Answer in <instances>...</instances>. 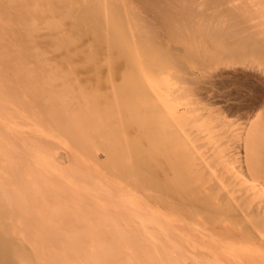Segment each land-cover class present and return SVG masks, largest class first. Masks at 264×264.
<instances>
[{
	"label": "bare ground",
	"instance_id": "obj_1",
	"mask_svg": "<svg viewBox=\"0 0 264 264\" xmlns=\"http://www.w3.org/2000/svg\"><path fill=\"white\" fill-rule=\"evenodd\" d=\"M251 1L252 0H26L24 2V0H0V108L4 107L5 110H7L6 108H9L11 110V112L9 111L11 115L13 112H15V115L17 114V116H19V119H22L25 124H28V126L29 125L31 126L30 129L33 128V130L35 131L37 130L39 132L40 130L47 131L46 128H51V129L53 128V130L56 131L57 133L63 134L67 137L68 135L69 136L74 135L72 137L76 138L75 143L79 141L78 142L79 144L81 142L83 143L84 141L86 143V141L88 139L90 140L91 138L99 140L102 137L104 138L114 137L113 142L115 138H119V142L124 144V147L127 146L125 145L126 143L127 144L131 143L134 145V146L132 145L131 146L133 149L135 148V150H136V147L139 148V146H141L142 148L143 145H149L152 143L154 144L157 143L158 145V142H161L162 139H165L162 137H166V133L164 132L165 131L164 124L166 123L167 127L169 125L174 127L173 126L174 123L172 124V120H174L175 122L176 120H178V119L175 120L176 116L179 115V114L177 115V112H178L177 105L180 106L181 104L177 103V101H174L173 99H170L169 96L163 97V98L159 97L160 99H162L163 103L160 102V100L156 97L154 91L151 89L152 84H153L152 82H154L157 78H159L157 74L159 75L160 72L162 73L164 71L162 67L174 65L175 66L174 69L176 70L174 71L176 73H170V75L171 74L173 76L176 75L177 80L180 81V83L189 84L190 86L192 85L193 88L195 87L199 94L195 93L194 95H200V94L201 96L204 95L201 98L206 97L207 95L209 96L208 94L209 91L212 93L213 90L211 86L207 88L208 83L210 85L211 84L218 85V82L220 80L218 81L215 79L216 81L215 80L213 81V78H212V81H211L210 80L211 78L209 79L208 77L215 76L217 78L221 77L222 79L223 78L225 79L226 78L225 76H229V75L233 76V73L227 71V68L229 69L231 65L227 66L226 68L222 67V69L219 70L220 72L218 73L216 72L218 69H216V71H214L216 72L215 75L214 74L211 75L209 73L210 75L209 76L207 75L208 77L203 79L202 76L206 77V74L209 71L207 72L205 71L206 69H204L203 71L206 72L205 75H202L203 71L201 72L202 74L194 73L192 71H188V69H185L186 68L185 64H184L185 66L182 67L183 66L182 64L183 62H185V60L187 61L191 60L195 62L198 61L199 64H202V63L207 64V62H209L207 65H210L215 60H219V62H221V60L237 57L238 55H240V53L242 54V52L244 51L247 52V49L250 48L249 46H250L251 38L254 37V35L253 36L251 35L252 33L250 31V24H249V19H248L249 14L247 18H246V14L250 11H254L253 9L259 6L258 4H255L257 0L256 1L253 0L255 1L254 4H251ZM258 2L262 4V2L264 1L262 0ZM262 10L264 9L261 8V10L258 11V8H256L253 13L255 14L257 12H262ZM256 15H258V13ZM263 20L264 19H262L259 22L264 23ZM35 26L38 27L37 29L38 31L40 29L42 30L41 31L42 33L41 34L39 33L40 35L38 34L40 36L38 40L40 39L41 42L44 41V43L46 42L48 44H51V43L56 44L54 45L55 48H53L54 51L52 52L51 58L43 60V58L40 57L42 58V61L40 59V62L38 61V59L32 60V57H30V59L29 57L28 59H26L23 56V48H22L23 47L22 44H24L23 38L24 37L28 38L29 36L34 37V34L33 35L31 34L34 33L35 30L33 27ZM24 28H25L26 33L30 32L31 34L27 35L26 33H24L26 34V36H23L24 35L23 32H25ZM30 28L31 29L33 28V32H31ZM33 37H31L32 40H36ZM32 40H28L27 42L30 41L29 43H31ZM254 40L259 41L256 39ZM24 41L26 42V40ZM38 44L40 43L38 42ZM46 46L47 45H45V47ZM34 57H36V55H34ZM210 61L212 62L210 63ZM203 64L201 65L202 67L204 66ZM194 67H197V65L193 66V68ZM160 69L163 71H161ZM233 69L235 70V68ZM169 70H170V67L168 71L166 72H170ZM236 71H237V68H236ZM238 71H241V70L238 68ZM238 75L241 76V74H238ZM153 77H155V79H153ZM176 77L174 76V79ZM158 80L160 81L162 79L160 78ZM177 80L175 82H177ZM225 81L226 80L221 81V83L219 82L220 86L215 85L213 89L215 87H221V85L223 86L222 88H224L223 84ZM252 81L254 82V80ZM160 82H163L164 84V80ZM158 86L159 85H157V87ZM183 88H186V87H183ZM187 89L189 88L187 87ZM196 90H194L192 93H194ZM155 91L157 90L155 89ZM188 91H190V89ZM159 93L161 92H158V94ZM212 94L214 95V92ZM249 98H250V103H249V108H248L249 110L247 109L248 110L247 112L248 114H252L253 116V113L254 115L257 114V112L260 111V109L264 107V94L256 95L255 97H249ZM175 102L177 105H175ZM182 105L185 106L184 104ZM233 107H239V105L237 104V106H233ZM186 111L188 112V110ZM261 112L263 113L257 114L255 121H253L251 124L252 126L255 127L254 132H253V137L255 136V140L258 139L257 141L259 140L264 141V111H261ZM185 113L186 112H183V114H180V118L183 115H185ZM244 115H246V113H244ZM247 117L249 116L247 115ZM175 124L176 126H178V130L176 126H175V129L179 131L181 128L180 126L181 124L179 125L177 122ZM246 127L248 129V126ZM251 129L253 130V127H251ZM49 130L50 129H48V131ZM177 131H176V134H177ZM41 133H43V131ZM178 135H184V134L181 132ZM56 136L53 138H56ZM11 138L12 137L8 139H10V141H13L14 137L12 138L13 140ZM68 138L70 140L71 137H68ZM181 138L184 139V137H181ZM175 139L177 141V138ZM107 140H110V139H107ZM15 141L13 143H15ZM70 141H74V140H70ZM116 141H118V139ZM251 141H252V138H251ZM36 142L35 143L37 146L41 145L40 147L43 148L44 143L39 144L40 142L38 141ZM93 143L94 142H92V144ZM96 143L97 142H95V144ZM177 143H175V145ZM261 143L264 144V142H261ZM0 144L6 150H12V151H15L16 153L20 152V154H18L16 157H14L15 155H13L12 152H10L7 155V162H10L12 164L11 169L13 168L14 164L16 165V162L19 163L20 173H19V181L17 183L19 188H17V190L15 191L13 190L12 193L10 190L6 203L0 201V264H76L75 263L76 261L74 259V250L78 249V244L73 245L71 241V237L69 234L70 232H68V230L71 228L70 226H67L64 228L63 231L58 230L59 224H55V222L58 223L59 221H55V219L53 218V215L59 212L60 210H64L66 215H70L72 214L71 212V210H73L72 208L75 207L79 209V208L87 207V209H89L88 206L90 204L96 207L97 209L99 205L101 206L99 211L96 212L99 215H101L103 211L105 210L107 211L108 209H109L108 212L110 213L112 210L111 214L114 213V215H116L117 212L119 213L122 211L123 212L129 211L131 215L130 214L127 215V223H124L123 221V223L125 224L124 225L125 227L120 228L118 225L113 224L111 226V229H114V231L111 234H114L115 236L127 235V232L132 234V231L131 232L129 231L132 229V228L131 229L129 228L130 225H132L131 223H133L135 226V223L139 222V221L136 222L137 218H135L134 216L135 215L134 213H138V211L140 210V207H138V202H137L138 200L136 198L137 196L130 194V198H131L130 200L132 202L131 201L129 202H131L132 204L129 210L127 209V207H125L124 203L123 204L121 203L122 206L120 204V206L118 207V208H121L119 209V211L118 209L117 211L115 209H110V206L108 207L107 205H110L112 200L111 199L108 200V199L112 198L113 196L109 195L110 192L108 190L110 189L108 188V190H106L107 188L105 187H110L111 182L109 183V180H108L107 182V184L109 183L108 186H106L105 184L104 185L102 184V186H100L101 184H99V181L101 180L105 181V179H103L104 176L102 177L99 175L100 178L102 177V179L98 178L97 179L98 181L95 179V182L97 181L96 184H94V181H93L92 184L94 185H92L91 181L89 180L88 182L87 181L86 182L90 184L85 185L86 179H83L84 180L83 182L81 176L82 175L85 176V173H90V172H87L85 169L86 167L84 165L85 162L80 163L81 161L80 162L76 161L78 158H75L76 160L72 158L74 159L73 161L76 162L77 164L80 163L79 166H77V164L71 163L72 166L76 165L75 172L77 173V176H80V178L76 177L75 176L76 174L74 175L75 177H72V175H70L72 173L70 174L68 173V175L65 174V176L62 177L63 180L61 181L62 182L61 184V182L58 181V180H61V178L57 174H54L55 171L54 172L51 171V172L53 173L54 177L56 176V177H59L60 179L57 180V178H53L52 176H49V174L47 175L48 173L47 171L49 168L47 167L48 166L47 163H45L46 160L44 161V158L46 156L43 158L40 155L41 154L40 152H39L40 153L39 155L38 154L36 155V154H32L30 152L31 150H27L34 156H31L30 154L31 157L30 158L28 157L27 160H25L24 159L25 157L23 156L24 154L22 155V152L20 151V150L24 151L23 149H25V147L23 148L19 147L20 150H18L17 149L18 146H13L15 144L12 145V142H8L7 139H5L1 134H0ZM92 144L89 145V147L94 146V144L93 145ZM165 144L166 142L164 144H161L160 147H162V145L165 146ZM172 144L174 145V143ZM178 144L180 145V143ZM20 145L21 147L23 146L22 144ZM36 145L35 144L29 145V146H32L30 149H32ZM113 145L115 146V144L112 143V145H110L108 148H111L112 146V149H113ZM37 146L35 147L36 149L39 147ZM83 147L86 148V146H83ZM149 147L150 146H148V149ZM168 147H170V145H168ZM179 147L180 149L176 150L177 153L178 151L180 152L181 150V146ZM261 147H263V145ZM141 148L138 150L140 151ZM219 148H218V151H216V153L221 150V152H223L224 155H222V153L219 152L217 154L218 155L221 154V155H219L218 157V155H216L215 153L213 156L214 157L213 159L217 160L218 158L220 164L227 163L226 167H230V164H233L232 162L236 158V157L234 158V156L239 155V153L236 152V154L233 155L232 153L228 152L230 150L223 151L225 149L219 150ZM16 149L19 152H17ZM87 149L89 151L92 150V149H89L88 147ZM114 149H113V153L110 150H109L110 151L109 153H112V155L115 154ZM121 149H124L122 148V145H121ZM133 149H131L132 152L133 151L135 152V150ZM142 149L145 151L144 147ZM158 149L161 150L160 148ZM41 150L42 151L46 150L45 152L48 154L46 148L41 149ZM116 150L119 151V153L121 151L119 150V148L118 149L116 148ZM155 150L157 149H154V151ZM190 150L187 149L188 152H190ZM262 150L264 152V149L262 148H260V151L258 150V155L260 156L261 154V157L264 154L263 152L261 153ZM27 151H24L25 154ZM95 151H97L96 146H95L94 153H92L93 151L92 152L90 151L91 154H93L92 157L94 156ZM144 151H140V152H143L142 154L146 155L148 151H145V152ZM151 151L149 155L151 154ZM157 151H155L156 155L158 153ZM160 154L157 156L161 157L162 155ZM248 154H250V152L246 154L247 157L249 156ZM19 155H22L23 157ZM149 155H146V156H149ZM156 155L154 156L156 157ZM167 155H165V157ZM187 155H189V153ZM191 155H193V153H191L189 156ZM195 155L196 154H194V157H192V160L197 159L196 161L198 160L201 161L202 158L200 157V155L198 157H200L201 159L196 158ZM246 155L244 154V156ZM28 156H29V153H28ZM131 156L128 157L130 160H132ZM144 156H142L143 162L146 161L144 159ZM149 157H147L146 159L151 160L153 156L151 157L150 155ZM209 157H206V159L207 158L209 159ZM14 158H17L18 160L14 161ZM136 158L138 159L139 156ZM163 158L161 157L158 159L157 158L156 159L152 158V159H155L159 162L160 159L163 160ZM243 158H239V159L242 160ZM251 158L252 157L250 156L248 158L250 160L248 161H247V158H244V162L242 160L241 163H245V164L243 165L240 163L241 165L240 164H238L239 166L237 165L238 167H240L239 171L232 170V171H235L233 173L235 174L236 179L234 177V174H233V177H231V178H234V180L224 179L225 182H228V183H225V186L223 185L224 181L221 183L218 181L220 185L223 183L222 186L218 187L217 185L214 187H209L208 189L209 191H211L210 193H208L207 191H204V192L199 191L201 187L200 185H199L200 187L194 186L195 184H198L201 181L200 179V181L197 182L199 178L196 179L195 177H194L195 184H193L192 182L193 184L192 186L187 184L185 186L178 185L177 187H172L171 186L172 184L171 185L169 184L170 186L161 187V185H163L162 184L163 181H160V180H158V182H160L161 184L159 185V187L156 186V188L155 187L153 188V184H150L147 186L145 185L148 188L154 189L155 191L152 190L154 191V193L151 192V189H148L143 186L142 187H143L144 194L142 192L139 193L140 191L139 186L135 187L139 195L142 193L143 196L145 195L148 201L147 203L146 201L145 202L143 201L144 204L143 202L142 204H140L142 201L141 200L139 204L143 206L148 205V207L150 206L152 208L153 206H151L150 204L151 202H152V205H154V202L161 203L163 206L165 205L164 207H167L170 209L169 213L171 212L172 218L174 216L176 217V220H177V216L182 217V220L183 218H187L188 213L186 210L188 209H192L193 212L190 210H188V212L190 211L193 214H195L194 216H196V218H197L196 214L199 213V211L204 212V214H207L208 217L211 218L210 223L213 224V225L209 224L210 226L213 227V229L209 228L208 231L207 229L204 230V231H207L208 234L210 235L212 234L216 236L219 234V232L220 233L221 231L223 232L222 229H224L225 226H222L223 228H220V227H221V224L224 223L225 219L236 223L235 225L236 227H241L240 229L247 231L250 235L256 234L258 233V231L264 233V172L260 171L258 168H257L258 170L254 168L257 171L262 172L263 174L261 173L260 175V173L257 172L259 175L258 177H256V180H254L255 178L252 179L255 175L251 174L252 177H249L251 175L248 173L250 172V170H252L251 169L252 167L250 164L252 160ZM106 159H108V157H106ZM116 159L112 158V160H115L114 162L117 161ZM119 159L118 161H120ZM185 159L188 160L187 157ZM130 160H128V162ZM169 160L171 159L169 158ZM169 160L167 159V161ZM187 160H185V162H186V165L188 166V164L190 163L187 164ZM202 160H205V159L203 158ZM258 160L256 159L255 161L254 159L255 163H257ZM262 160L263 159H260V161ZM70 161L72 160L70 159ZM151 161H150L151 163L150 165L152 166L153 163ZM206 161L207 160H205V162ZM209 161L211 160L209 159L206 163L208 164ZM50 162L53 164L52 161ZM145 163L146 162H144V164ZM163 163L167 164L166 159ZM198 163H196V165H198ZM214 163L215 161L213 162V164ZM262 163L264 162L262 161L261 163H257V165L255 164L253 165L254 167H257L258 165H261ZM71 164L69 166H71ZM81 164H83L84 166H81ZM160 164L161 163L159 162V165ZM192 164L195 165L193 161L191 162V165ZM200 164L203 165L204 162L203 163L200 162ZM117 165H120V164H117ZM141 165L143 166V163ZM146 165H148V162ZM217 165H219V163ZM45 166L48 169L46 171L47 173L44 174L43 168H45ZM80 166L83 167L85 170H83V168H81ZM151 166L150 168L148 167L149 170L151 169ZM154 166H156V164ZM237 166L234 165L233 169H235V167L237 168ZM144 167H142L140 172L141 171L143 172V170L148 171L147 170L148 168L143 169ZM162 167L166 168L169 166L166 165V167L165 166H162ZM112 168L114 167L112 166ZM140 168L138 167V169ZM170 168H172V165ZM197 168L198 166L194 168V171L195 169L197 171ZM262 168H263V164H262ZM50 169H49V172H50ZM156 169L157 168H155V170ZM169 169L166 168V170L168 171ZM178 169L179 167L177 168V170ZM127 170H129L128 167L126 168L125 172L121 171L122 173L121 176L123 178H125L124 176H129L128 177V179L130 180L129 183H131L132 181L133 182L138 181V179L135 178L136 174H135V177L133 176L131 178L129 175L131 174V172ZM153 170H150V171H153ZM155 170L154 172H152L154 178H156L154 175L156 173ZM207 170L208 169H206V172L208 173ZM226 170H230V169L227 168ZM59 171L61 172V169ZM64 171L65 170H63L61 174H63ZM150 171H148L147 173L149 174ZM173 171H174V168H173ZM95 172L97 173L99 171H95ZM159 172L161 171L159 170ZM203 172L204 170H202V172L199 171L201 176ZM110 173L112 174V172ZM170 173L171 172L167 174L171 175ZM195 173H198V172H195ZM12 174L13 173H11V175ZM144 174H146V172ZM151 174L150 176H152ZM89 175L91 176L92 174H89ZM137 175H138V172H137ZM179 175L177 174V176ZM204 175L206 176L207 174H204ZM48 176L49 178H47ZM68 176L70 178H68ZM156 176L158 177V175ZM163 176L162 177L165 179V174H163ZM209 176H211V174H209ZM65 177L67 181L64 179ZM139 177H142V176L140 175ZM83 178H86V177H83ZM159 178H156V179H159ZM190 178L192 180V177ZM208 178L209 177L207 175V180L205 181H208ZM182 179L184 180L183 177ZM91 180H94V179L92 178ZM250 180H252L253 182L247 183ZM188 181L190 182V180ZM205 181L204 183H206ZM148 182H149V179H148ZM101 183H104V182H101ZM112 183L115 184V182H112ZM178 183H180L181 185V183L184 184V181L177 182L176 184ZM208 183H211V180ZM133 184L132 186H135L136 182H134ZM149 186H152V187H149ZM204 186H206V184H204ZM203 187H201V189ZM120 188H124V187H120ZM144 189L150 190V193L148 192L146 193ZM202 190H205V188H203ZM89 191H91V194L93 195L96 193L99 194V196L97 197L103 202L101 201L96 202V200H94V202L92 203H95V204H92L91 202L88 203L86 197L89 198L87 195ZM238 191H242L245 194L239 195V196L233 195V193L236 194V192ZM1 193L2 192H0V194ZM67 193H68V196L66 197L68 199L66 198L65 200L64 197L62 198V195H65V194L67 195ZM121 195L123 196L124 194H121ZM126 195L127 194H125V196H123L122 198L124 201L128 199ZM60 198H62V200L65 203H67L68 206L63 207L65 206V203ZM122 199L120 198V201ZM213 199L214 200L217 199L216 201L217 202L219 201V202L216 203V201H214ZM105 200H108V202H106ZM104 201L107 204L106 205L108 207L107 209L105 208L106 206L104 205L105 203ZM100 203L103 204L104 206H102ZM118 205L119 203L116 204V207ZM144 207H142V210ZM148 207H147V210L150 211L151 208L149 207L150 208L149 209ZM86 210H83V211H86ZM161 210L162 209H160V211ZM164 211H167V210H164ZM190 212H189V215H191L190 216V219H191L192 214H190ZM144 213L145 212L142 213L143 217H144ZM153 213L154 214L152 215L156 217L155 213L157 212L153 211ZM158 215L160 217L163 216L162 213L161 215L160 214ZM198 215H200V213ZM249 215L253 218H256L257 220L254 222L256 227L254 226L255 228L253 229L250 226L251 224H249L250 222L249 223L247 222L248 224L246 223V216H249ZM204 216H200V217H204ZM101 217L102 215L99 218ZM152 217L150 216V218L148 217L147 218L153 219L154 217L153 218ZM163 217L165 219V216ZM156 219H159V218H156ZM168 219H170V217H168ZM194 219L195 217L192 218V222L196 221ZM184 222L185 221H183V223ZM167 223H169V220L167 221ZM134 226H133V232L135 234L137 233H138L137 235L144 234V236L146 235L148 238V235H147L148 233H146V230H143L144 228L142 229L140 228L141 227L140 226L139 229L136 230L138 232H136L134 229ZM203 227L208 228V226L206 227L203 226ZM108 228L109 227L107 226L104 229L101 228V231L103 233L108 232L107 231ZM156 229H158V227ZM228 229L229 230L225 231L226 233L225 232L222 233L224 235L219 234L220 236H222L221 238H223V236L225 235L231 237V234L234 235V233L236 232L235 228H231L230 230V228L228 227ZM162 230L160 229L159 231L163 235L165 231L162 232ZM210 231L212 233H210ZM153 232L154 231L152 230V233ZM157 233L158 232L155 231L156 235L159 234ZM196 233L200 236L198 232ZM155 234L153 233L152 236H156ZM208 234L206 236H208ZM162 235H160L161 237L159 236L160 239L163 237ZM164 238L166 237L164 236ZM207 238H210V237L208 236ZM101 239L104 243L106 242L105 241L106 237L104 235H102ZM217 244L218 243H214L215 246ZM214 245H211V246H214ZM211 256L214 258L213 255ZM90 258H92L90 257V255L86 256V259L81 264H92ZM109 262H110V259L106 255H103V256L101 255L97 264H109ZM148 263L149 264H165V261L160 258L154 263H152L151 260H149Z\"/></svg>",
	"mask_w": 264,
	"mask_h": 264
},
{
	"label": "rangeland",
	"instance_id": "obj_2",
	"mask_svg": "<svg viewBox=\"0 0 264 264\" xmlns=\"http://www.w3.org/2000/svg\"><path fill=\"white\" fill-rule=\"evenodd\" d=\"M25 1L26 0H24V2ZM255 1L252 0L251 4H254ZM258 1H262V0H257V2L255 4H258L259 6L255 7V9L258 8V11H260L261 8L264 9V5H263L264 2H262V4H260V2H258ZM255 9H253V10L255 11ZM254 11H250L252 14L250 12H248L246 14V18H247L248 14H249L248 19H249V24H250V31L252 33V34L251 33L250 34L252 36L254 35V37H252L253 39L251 38V41H250V46H249L250 48H248L249 50L247 49V52L249 51L248 53L246 51H244V52H242V54L240 53V55H242V56L238 55L237 57H234V58H228V59H225V60H221L222 63L224 62L226 64H224V63L222 64L221 62H219V60L213 61L214 64L211 63L212 61H210V63H211L210 65H207L209 62H207V64L206 63H204V64L202 63L205 67L204 66L202 67L201 66L202 64H199L198 61L195 62V61H191V60L190 61L189 60L188 61L185 60V62H183V64H182L183 65L182 67H184L186 65L185 69H188V71H192L194 73L202 74L201 72L204 69H206L205 71H207V72L209 71L207 74H206L205 71H203L202 75L206 74V77L202 76L203 79L207 78L210 74L211 75H213V74L215 75L216 72L217 73L220 72L219 70H221L222 67L226 68L227 66L231 65L229 69L227 68V71L233 73V76L229 75L230 77L229 76H225L226 78L225 79L223 78L224 80H226L224 82V84L222 83L224 85V88H222L223 86L221 85V87H215L213 89V87L215 85L216 86H220L219 82L221 83V81H224L221 77H218V78L215 77V76H214L215 78L213 76L212 77H210V76L208 77L209 79L211 78L210 79L211 81H212V78H213V81L215 79L218 80V81L220 80L219 82L217 81L218 85L217 84H215V85L211 84L210 85L209 83L207 85V88H209L211 86L213 91L211 89L210 90L212 91V93L214 92V95L210 91L208 93L209 96L205 95L206 97H203V98H201V97L204 96V95H202V96H201V94L200 95H194L195 93L199 94L198 91L196 90V88L195 87L193 88V86L192 85L190 86L189 84L180 83V81L177 80L176 75H174L176 77L175 79L177 80V82H175L176 80L174 79V76L172 74H171L172 76L170 75V73H176L175 72L176 70L174 69L175 68L174 65L167 66L168 69L170 67V70H169L170 72H166V71H168L167 67H162L164 71L166 69L167 70L164 72L163 70L160 69L164 73L163 72L161 73L159 71L160 72L159 75L157 74V76L159 78H157L154 82H152L153 83L152 87H154V88L151 87V89L154 91L156 97L160 100V102H162V99H160V98L169 96L170 99H173L174 101H177V103L181 104L179 106L175 102V105H177V109H178L177 115L179 114L178 115L179 118H180V114H183V112H186L185 115H183L184 117L181 115L182 119L181 118L179 119L178 116H176V118H175V120L178 119V120H176V122L179 125L181 124L180 125L181 128H180L179 131H177L178 130V126H176V124H175L176 122L174 120H172V124L174 123L173 124L174 127L169 125L168 126L169 128H168L166 123L164 124V127H165V131L164 132L166 133V137H162V138H165V139L161 140V142H163V143L158 142V145H157V143H155V144L152 143V144H149V145H143L145 151H148V153H146V155H149L150 151L152 150L155 153L154 154L151 151L150 155H151V157L153 156L152 158H155V159L157 158L158 159V158H161V157L163 158L164 157L166 159V163L167 164L163 163L165 161L164 158H163V160L160 159V161H159L161 163L160 165H159V162L157 160H155V159L151 158L152 161L150 159L149 160L146 159L150 155L146 156L145 154H142L143 152H140V151H144L142 149L143 147L142 148H141V146H139V148L136 147V150H135V148L134 149L132 148V146H134V145L131 144V143H129V144L126 143L125 145H127V146L124 147V144L119 142V138H115L114 142H113L114 137L113 138L112 137H109V138L102 137L99 140L91 138L90 139L91 141L88 139L86 141V143L84 141L83 143L81 142L80 144L78 143L79 141L77 140L78 142L77 141L76 142L78 143V145H79L78 146L77 143H75V139L76 138L72 137L74 135H72V136L68 135V137H71L70 140H74V141H70L67 136L57 133L56 131L53 130V128L52 129L51 128H46L47 131L46 130H40L41 132L43 131V133H41L40 131L38 132L37 130L35 131V130H33V128L30 129L31 128L30 125L28 126V124H25L22 119H19V116H17V114L15 115V112H13L12 115H11V113H10L11 110L9 108H6L7 110H5L4 107L0 108V109H2V110H0V134L5 139H7L8 142H12V145L15 144L13 146H18V148L15 147L18 150H20V148L25 147V149L26 148L27 149L26 150L23 149L24 151L31 150L30 152L32 154H36V155L37 154L39 155L41 153L40 155L43 158L46 156L44 158V161L46 160L45 163H47L48 166L46 164L45 165L49 169L51 168V166H52V168L50 169V172H49V169L45 166V168H43L44 174L48 172L47 175L49 174V176H52L53 178H57V180L61 178V180H58L60 182L63 180L62 177L65 176V174L68 175V173L69 174L72 173V174H70V175H72V177L76 176V177L80 178V176H77V173L75 172L76 165H74L75 167L72 166V164H77L73 160L75 158H78L77 160L76 159L75 160L79 161V162L81 161L80 163H84L85 162L84 163V165L86 166L85 169H86L87 172H90V173H85L84 172L85 176L84 175L81 176L82 180L86 179L85 180V185L90 184V183H87L89 180L91 181V184H92L93 181H94V184H96L97 181H98L97 179L100 178V176H102V177L104 176L103 179H105V181H103V180L99 181V184H101L100 186H102V184L103 185L105 184L106 186H108L109 183L111 182L112 185L110 184V187H105V188H107L106 190H108V188L110 189V190H108L110 192L109 195H112L113 197L109 198V199L107 198V199L108 200L111 199L113 204L111 202L112 205L111 204L107 205L106 202H108V200H105L106 201V202L104 201L105 202L104 203L105 206L106 205L108 207L110 206V209H115L116 211L118 209V211H119V209H121V208H118V207L120 206L121 203L122 204L124 203L125 207H127V209L129 210V208L131 207V204H132L131 203L132 201L130 200L131 199L130 198V194L134 195V196H137L136 198L138 200L137 201L138 202V207H140L141 212L139 210L138 213H134L135 214L134 215L135 218H137L136 222H138V221L139 222L135 223V226H137L138 228L135 227L133 223H131L132 225H130L129 228L130 229L132 228V229L129 230V231L130 232L132 231V234L129 233V232H127V235H121V236H115L114 234H111L114 231V229H111V226L113 224L118 225L120 228L121 227L122 228L125 227L124 223H127V215L130 214L129 211H128L129 213L122 211V212H119V213L117 212L116 215H114V213H112L113 214L112 215L111 214L112 210H111L110 213L108 212L109 209L107 211L106 210L105 211L102 210L103 213L100 212V213H102L101 214L102 217L99 218L101 215L97 214L96 212L99 211L101 206L99 205L98 209H97L93 205L89 204V206H90V207L88 206L89 209H87V207H85V208L83 207L84 209L83 208H79L78 209V208H75V207L72 208L73 209V210H71L72 214H70V215H66L64 210H60L59 212H57V213H55L53 215V218L55 219V221H59L58 223L55 222V224H59L58 230H62L63 231L64 228L67 227V226H70V228H71V229L68 230V232H70L69 234H70V237H71V241H72L73 245L78 244V249L74 250V259L76 261L75 262L76 264L83 263L84 260L86 259V256H88V255H90V257H92V258H90L92 264H97L98 260L101 257V255L102 256L106 255L110 259L109 264H149L148 263L149 260H151V262L154 263L155 261H157L160 258L165 261V264H167V263L168 264H170V263L171 264H264V233H262V232H260L258 230H257L258 233L250 235L247 231H244V230L240 229L241 227H236L235 226L236 223L231 222L230 220L228 221V220L225 219L224 223H222L223 225L221 224L220 228H223L222 226H225L224 229L227 227L225 229V231L229 230L228 227L230 228V230H231V228H235L236 232L234 233L235 236L231 234L232 238L227 236V235H225V236H223V238H221L222 236H220V235H224V234H222V233L225 232L224 229H222L223 232L221 231V233L219 231H217V232H219L220 235L218 233H216V234H218L216 236L212 235V234L211 235L208 234L207 231L209 230V228L213 229V227L210 226V225H213V224L210 223L211 222L210 221L211 218L208 217L207 214H204V212H200L199 211L200 215H198L199 213L196 214L197 218H198V220H197L196 216H194L195 214L192 213L193 212L192 209H188V210L192 211V212L189 211L190 214H192L191 219H190L191 215H189L188 210H186L187 213H188V217L187 218H183V220H182V217L177 216V220H176V217L173 216V218H172L171 212L169 213L170 209L167 208V207H164L165 205L163 206L161 203H157V202L155 203L153 201L154 205H152V202H151L150 204H151V206H153L152 208L149 206L151 209L148 207V205H146L150 209V211L147 210V207L145 205H144L145 207L143 205H140V204H142L143 201L144 202L146 201V203L148 202L147 198L145 197V195L143 196V194H144L143 187H146L147 185H150V184H153V188L154 187L156 188V186L159 187V185H161V184H160V182H158V180L163 181V183L161 182L163 184V185H161V187L170 186L171 184H172L171 185L172 187H177L178 185L179 186H185L187 184L192 186L193 184H195L194 183L195 182V178L196 179L199 178V180L197 182H199L200 179H201V181L199 182L200 184L198 183V184H195L194 186L203 187L204 184H206V186L203 187V188H205V190H202L203 188L201 189V187H200L201 190L199 189V191H201V192L207 191L208 193H210L211 191H209V189H208L209 187H214V186H217V185H218V187H220V186H222L223 183L220 185L219 182L221 183L223 181H224L223 185L225 186V183H228V182H225L226 179L227 180H229V179L230 180H234V178H231V177H233V174H234L233 172H235V171H232V170L239 171L240 167H238L239 166L238 164H240L242 162V160L244 162V158H247V161L250 160V159H248L250 156L252 157L251 158L252 159L251 162L249 161L250 164H251V167H252L251 169L252 170H250V172L248 174L255 175L252 179L255 178L254 180H256V177H258V175H259L257 173V172H259V171H257L258 169L260 171L264 172L263 171L264 170V163H262L263 164V168H262V164L258 165L259 167L258 166L254 167V165H253V164L257 165V163H261L262 161L264 162V158H263L264 154H263L262 157H261V154H260V156L258 155V150L260 151V148L264 149V144L261 143V142H264V141H262V140L257 141L258 139L255 140V136L253 137V132H254L255 127L251 125L252 122L255 121V118L257 117V114L263 113L261 111H264L263 110L264 107L262 109H260V111H258L257 114H255L256 116L254 115V113H253V116H252V114H248V112H247L249 110L248 108H249V103H250V98L249 97H255L256 95L264 94V54H263L264 53V49H263L264 48V40H263L264 39V23H260L259 22L262 19H264V10H262L263 13L262 12H257L258 15H256L257 13L254 14L253 13ZM33 28L36 31V33L34 31V33H32V34L30 32L26 33L25 28H24L25 32H23V34L24 33H26L27 35H29V34L33 35L34 34V37L33 36H29L28 37L27 36L28 38H26V37L23 38V42H24V44H22V46H23L22 47L23 48V56L26 59H28V57H29V59H30V57H32V60H37L38 59L39 62H40V59L42 61V58H43V60L51 58L52 52L54 51L53 48H55L54 45H56V44H53V43L48 44L46 42L44 43V41L41 42L40 39H39L40 40L39 41L38 38H40L39 35L42 33L41 32L42 30L40 29L38 31L37 30L38 29L37 26H35ZM33 28L32 29L30 28L31 32H33ZM26 34H24L23 36H26ZM31 37H33L36 40H32ZM27 39L28 40H32L31 43H29L30 41L27 42L28 41ZM254 39L259 40V41H255ZM24 40H26L27 43ZM38 42L40 44H38ZM44 44L47 45V46L45 47ZM256 48L257 49L260 48L259 50H261V51L257 50ZM26 52H28V53H26ZM34 55H36V57H34ZM40 57H42V58H40ZM190 62H191V64H190ZM196 65H197V67L193 68V66H196ZM231 67L235 68V70L233 68H231ZM236 68H237V71H236ZM238 68L241 71H238ZM216 69H218V70L216 71ZM214 71H216V72H214ZM235 74H236V76L238 74H241V76L238 75L237 78H236ZM157 76H155V77H157ZM155 77H153V79H155ZM172 77H173V79H172ZM160 78L162 80H164V84H163V82H160L162 80H160V81L158 80ZM229 79H231V80H229ZM252 80H254V82ZM226 84H227V86H226ZM157 85H159V86L157 87ZM182 86L186 87V88H183ZM163 87H165L166 89L163 88ZM187 87L190 89V91H188L189 89H187ZM155 89L157 91H155ZM185 89H187V90H185ZM194 90H196V91L194 93H192ZM158 92H161V93L158 94ZM185 94H186V96H185ZM175 98L178 99V100H176ZM190 99H191V101H190ZM203 99H204V101H203ZM202 101H203V103H202ZM182 104H184L185 106H183ZM237 104L239 105V107H233V106H237ZM241 108H243V109H241ZM185 109L188 110V112ZM200 113H202V114H200ZM244 113H246V115H244ZM247 115L249 117H247ZM217 116H218V118H217ZM249 118H251V119H249ZM175 126L177 127V130L175 129ZM246 126H248V129H247ZM251 127H253V130L251 129ZM170 128H172V129H170ZM48 129H50V130L48 131ZM51 130H52V132H51ZM173 130H175V131H173ZM251 130H252V132H251ZM176 131H177V134H176ZM181 132L184 135H178ZM245 133H247V134H245ZM250 135H251V137H250ZM55 136H56V138H53ZM180 136L184 137V139L181 138ZM10 137H12V138L14 137V140L11 138L13 141H10V139H8ZM174 137L177 138V141H176V139ZM30 138H31V140H30ZM167 138L170 139V140H168ZM251 138H252L253 142L251 141ZM39 139H41V140H39ZM92 139H94L96 141H94ZM107 139H110V140H107ZM117 139H118V141H116ZM14 141H15V143H13ZM36 141L40 142L39 144L44 143L43 148L40 147L41 145L40 146L38 145L39 146L38 147L36 145V143H37ZM167 141H169V142H167ZM180 141H182V142H180ZM92 142H94L93 143L94 146H90V147H92V148H90L89 145H91ZM95 142H97V143L95 144ZM165 142H166L167 146L165 144V146L162 145V147H160L161 144H164ZM177 142L180 143V145ZM256 142H258V143H256ZM112 143L115 144V146L113 145V149L115 148L114 149V151H115L114 153L115 154H113V155H112V153H113L112 146H111V148H108L110 145H112ZM172 143H174V145ZM175 143H177L178 145L177 144L175 145ZM18 144L19 145L22 144L23 146L21 147V145L19 146ZM31 144L32 145L35 144L39 149L37 148L38 149L37 150L35 148L36 146H34L32 149H30L32 146H29V145H31ZM120 144L122 145V148H124L125 150L121 149V145ZM225 144H227V145H225ZM155 145H157V146H155ZM168 145H170V147H168ZM257 145H259V146H257ZM262 145H263V147H261ZM83 146H86V148L83 147ZM95 146H96V150L97 151H95V154L92 157L93 154H91V152L93 151L92 153H94ZM148 146H150L149 149H148ZM151 146H152V148H151ZM153 146H154V148H153ZM177 146H178V148H177ZM179 146H181V150H180V152L178 151V153H177L176 150L180 149ZM250 146H251V148H250ZM81 147H83V148H81ZM87 147L89 149H92V150H90L91 152L87 149ZM157 147L160 148L161 150H159ZM235 147H236V149H235ZM40 148L41 149H45L46 148L48 154L45 152L46 150L42 151ZM116 148L117 149L119 148V150H121L120 153H119V151L116 150ZM130 148L135 150V152L133 151L134 152L133 153ZM140 148H141V150L139 151L138 149H140ZM171 148H173L174 150L171 149ZM218 148H219V150L220 149H225L223 151L230 150L228 152L232 153L233 155H235L236 152L239 153V155L234 156V158L235 157L236 158L235 159L233 158L234 159V161L232 162L233 164H230V167L233 165L231 168L230 167H226L227 163H225L226 165L224 163L220 164V162H219L217 157H215V158H217V160L213 159L214 158L213 156L216 153V151H218ZM17 149H16V151H17ZM154 149L159 150V151H157V150H155V151L158 152L157 155H159L160 152H161L160 155H162V156L161 157L157 156L156 152L154 151ZM162 149H164V150H162ZM167 149H168V151L170 149L171 150L168 152ZM187 149L188 150L191 149L190 152H188ZM254 149H255V151H254ZM109 150L112 153H109L110 152ZM165 150H166V152H165ZM20 151L22 152V155L24 154L23 156L25 157L24 158L25 160H27L28 157L30 158L31 156H34L29 151H27L29 153V156H28L27 152H26V154H27L26 155L24 151H22V150H20ZM136 151H137V153H136ZM10 152H12V154L15 155L14 157H16L18 154H20L19 151H17L19 153H16L15 151H12V150H6L0 144V192H2L0 194V201H2L4 203L7 202V197H8V194L10 193V190H11V193H12L13 190L15 191V190H17V188H19L18 184H17L18 181H19V173H20L19 163L16 162V165L14 164L13 168L11 169L12 164L10 162H7V155ZM163 152L165 153V155L168 154L167 156L171 160H169V158L167 156L165 157ZM187 152L189 153V155L191 153H193V155L189 156V155H187L188 154ZM219 152L222 153V155H224V153L221 152V150ZM219 152H217V153H219ZM243 152H244L245 155L248 152H250V154H248L249 156L247 157V155L244 156ZM262 152H263V150L261 151V153ZM87 153H88L89 156L87 155ZM107 153H108V155H107ZM123 153H125L126 155L123 154ZM132 153H133V155H132ZM217 153H216V155H218ZM30 154H31V156H30ZM121 154H122V156H121ZM137 154H139V155H137ZM153 154L156 155V157ZM178 154H179V156H178ZM194 154H196L195 155L196 158H199V159H201V158L203 159L204 158L207 161L210 159L211 161H209L208 164H207L206 163L207 161L205 162V160H202V159H201V161L200 160L196 161L197 159L195 160L194 158H193L194 160H192V157H194ZM208 154H210V155H208ZM22 155H19V156L23 157ZM124 155L127 156V157H125ZM199 155H200L201 158L198 157ZM219 155H221V154H219ZM219 155H218V157H219ZM105 156L108 157V159H106ZM120 156H121V158H120ZM130 156L132 157L131 158L132 160H130L128 158ZM138 156H139V158L137 159L136 157H138ZM142 156H144V159L146 160V161H144V162H146L145 164L142 161L143 160ZM184 156H185V158L187 157L189 161L187 159H185ZM243 156H244V158H243ZM116 157H117V159H116ZM206 157H209V159L208 158L206 159ZM72 158H74V159H72ZM92 158L95 159V160H93ZM110 158H111V160H110ZM112 158L116 159L117 161L120 158L119 159L120 161L114 162L115 160H112ZM125 158H127V159H125ZM133 158H134V160H133ZM239 158H243V159L241 160ZM258 158H259V160H258ZM70 159L73 162L70 161ZM79 159H81V160H79ZM167 159L169 161H167ZM190 159L193 161V163H195V165H196V163L199 162L198 165H196V166H198L197 171H196V169L194 171V168H196V166L193 165V164L191 165L192 161ZM236 159H238L239 161L236 160ZM254 159H255V161L257 159L258 162L255 163ZM260 159H263V160L260 161ZM17 160H18L17 158H14V161H17ZM121 160H123V161H121ZM125 160H127V161H125ZM128 160H130V161L128 162ZM185 160H187V164L190 163V164H188V166H190V167H188L186 165ZM50 161H52L53 164ZM150 161L153 163L152 166L150 165L151 164ZM214 161H215V163L213 164ZM141 162L143 163V166L141 165L142 164ZM147 162H148V165H146ZM200 162L201 163L204 162V164L202 165V164H200ZM128 163H130L131 165L128 164ZM139 163H141V164H139ZM154 163L156 164L157 167L154 166L155 165ZM171 163H173V164H171ZM218 163H219L220 166L217 165ZM70 164H71L72 167L69 166ZM79 164H77V166H79ZM117 164H120V165H117ZM123 164H124V166H123ZM134 164L135 165L137 164V165L135 166ZM183 164H185V165H183ZM241 164L244 165L245 163H241ZM84 165L81 164V166H84ZM138 165H140V166H138ZM161 165L165 166V167H166V165H168L169 167H166L168 169L172 165V168H170L172 170L169 169V171H168V170H166V168L162 167ZM234 165H236V166L238 165L237 168L235 167V169H233ZM56 166H57V168H56ZM112 166L114 168H112ZM121 166H123V167H121ZM126 166L129 169L127 171L131 172V174H129L131 178L133 176L135 177V174H136L135 178H137L138 181H134V182H136L135 186H132V184L134 183L133 181L131 182L132 184L129 183L130 182V180L128 179L129 176H124L125 178H123L121 176L122 175L121 171L125 172V170L127 168ZM150 166H151L150 170H153V168L155 170V168H157L155 170L156 173L154 175H155L156 178L161 177L162 179L161 178H159V179L154 178L153 173H152V172H154V170L150 171L149 170ZM223 166H224V168H223ZM87 167H88V169H87ZM107 167H108V169H107ZM138 167L139 168L141 167V168L138 169ZM142 167H144L143 169H147L149 167L147 169L148 171H150L149 174L147 173L148 171H145V170H143V172L144 173L146 172V174H144L142 171H141L142 172V174H141L140 170L142 169ZM178 167H179V169L177 170ZM184 167H185V169H184ZM204 167H205V169H204ZM71 168L73 169V171H72ZM81 168H83V167H81ZM110 168H112V169H110ZM123 168H125V169H123ZM158 168H159V170L161 172H159ZM173 168H174V171L175 170L177 171V172L175 171L176 173L173 171ZM189 168H191V169H189ZM201 168H203V169H201ZM227 168L230 169V170H226ZM254 168H256V169L258 168V169L256 170ZM47 169H48V171H47ZM60 169H61V172L63 170H65L63 174H61V172L59 171ZM85 169L83 168V170H85ZM121 169H123V170H121ZM198 169L201 172H202V170H204V172L202 173V176L199 173ZM206 169H208L207 170L208 173L206 172ZM261 169H263V170H261ZM179 170H180V172H179ZM184 170H186V171H184ZM51 171L52 172L55 171L54 174H57L60 178L56 177V176L54 177V175H53V173ZM95 171H99V172L96 173ZM172 171H173L174 174L172 173ZM110 172H112V174ZM137 172H138V175L140 174L142 177H139L140 175L138 176ZM169 172H171L170 173L171 175H168ZM195 172H198V173H195ZM262 172H259L260 175H261ZM11 173H13L12 174L13 177H12ZM58 173H60V174H58ZM89 174H92L91 176H93V177H91ZM116 174H117V176H116ZM150 174L152 176H150ZM163 174H165V179L163 178L164 177ZM177 174L178 175L180 174L181 176L180 175L177 176ZM204 174L208 175V177H209L208 181H205V180H207V175L205 176ZM209 174H211L212 177L209 176ZM118 175H120V176H118ZM156 175H158V177ZM252 175L249 176V177H252ZM49 176L47 178H49ZM189 176L192 177V180H191V178ZM83 177H86V178H83ZM94 177H96V178H94ZM102 177L100 179H102ZM182 177L184 178V180L182 179ZM234 177L236 179L235 174H234ZM68 178H70V177L68 176ZM92 178L94 180H91ZM152 178H153V180H152ZM64 179L66 180V177ZM95 179L97 180L96 182H95ZM148 179H149V182H148ZM163 179L165 180V182H164ZM108 180H109V183L107 184ZM125 180H127V181H125ZM131 180H133V179H131ZM166 180H168V181H166ZM188 180H190L191 184H190V182ZM210 180H211V183H208V182H210ZM144 181H146V182H144ZM171 181H172V183H171ZM183 181H184V184H182V183H181V185H180V183L176 184L177 182H183ZM204 181L206 183H204ZM83 182H84V180H83ZM101 182H104V183H101ZM112 182H115V184H113ZM138 182L140 183L141 186L139 185ZM167 182H169V183H167ZM192 182H193V184H192ZM252 182L253 181L250 180L247 183H252ZM142 183H144V184H142ZM165 183H166V185H165ZM61 184H62V182H61ZM94 184H92V185H94ZM207 185H209V186H207ZM138 186H139V189H140L139 193L142 192L143 194L141 193L139 195L138 191L135 189V187H138ZM120 187H124V188H120ZM149 187H152V186H149ZM206 187H207V189H206ZM146 188H148V187H146ZM148 189H151V188H148ZM152 190H154V189H151V192L154 193L155 190L154 191H152ZM93 191H95V190H93ZM89 192L87 193L89 198L86 197L88 203H90V202L92 203V202H94V200H96V202L101 201L97 197V196H99V194L96 193V194L93 195V194H91V191H89ZM145 192L146 193L147 192L150 193V190H145ZM241 192L242 191H238V192H236L237 195L234 194V193H233V195L239 196V195L245 194V193H243V192L241 193ZM93 193H95V192H93ZM121 194H124L123 196H125V194H127L126 197L128 199H126L124 201L122 199L123 196ZM95 195H96V197H95ZM66 196H68V193H67V195L66 194L62 195V198L64 197L65 200H66V198H67ZM108 197H110V196H108ZM62 198H60V199L62 200ZM120 198L122 199L121 201H120ZM216 200H214V201H216ZM129 201H131V202H129ZM140 201H141V203H140ZM101 202H103V201H101ZM144 202H143V204H144ZM218 202L216 201V203H218ZM118 203H119V205L116 207V204H118ZM213 203H215V202H213ZM92 204H95V203H92ZM122 204H121V206H122ZM101 205L104 206L103 204H101ZM66 206H68L67 203H65V206H63V207H66ZM107 206L105 207L106 209L108 208ZM112 206H113V208H112ZM142 207H144L143 210H142ZM82 209L83 210L87 209L86 210L87 212L83 211ZM160 209H162V210L160 211ZM151 210H153L154 212H157V213H155L156 217L152 215L154 213ZM164 210H167V211H164ZM142 211L145 212L144 213V217H143V214H142L143 212ZM149 213H151V214H149ZM161 213H162L163 216H165V219H164L163 216L160 217L158 215V214L161 215ZM166 214H168L170 216H168ZM201 214H203V215H201ZM157 215H158V217H157ZM150 216L151 217L153 216L154 218L152 217L153 219H148V218H150ZM167 216L170 217V219H168ZM200 216H204V217H200ZM194 217H195L194 220H196V221L192 222V218H194ZM156 218H159V219H156ZM166 218L169 220V223H167L168 220ZM208 219H209V221H208ZM123 221H124V223H123ZM183 221H185L187 223H185V222L183 223ZM255 221H257L256 218H253L250 215L246 216V223L250 222L249 224H251L250 226H251L252 229L256 227L255 223H254ZM170 222H172V223H170ZM175 222H176V224H175ZM120 223H121V225H120ZM194 224H196V225H194ZM218 225H220V224H218ZM106 226L109 227L107 229L108 232H104L103 233L101 231V228L104 229ZM133 226H134L135 231L137 229H139L140 226H141L140 228H142V229L144 228L143 230H146V233H148L147 234L148 238H147L146 235L144 236V234H142V235H137L138 233L135 234L133 232ZM161 226H162V228H161ZM200 226H202V227H200ZM203 226H205V227L208 226V228H204ZM145 227H146V229H145ZM157 227H158L159 230L160 229L161 230L164 229V230H162V232L165 231L163 233V235H162V233H160V231L158 229H156ZM237 228L240 229V230H238ZM147 229H148L149 232L147 231ZM166 229H168V230H166ZM206 229H207V231H204ZM152 230L154 231L153 232L154 234H155V231H156L160 235L163 236L162 238H164V236L166 238H164V239L161 238L160 239L159 238L160 235L158 233H157L158 235L155 234L157 237L156 236H152L153 235ZM150 231H151V233H150ZM136 232H138V231H136ZM196 232H198L200 234V236H202V237H200ZM210 233H212V232L210 231ZM207 234H208V236L210 238H207L208 237V236H206ZM102 235H104L106 237V240H105L106 242L105 243L101 239ZM151 236H152V238H151ZM202 238H204L206 240H204ZM158 243H159V245H158ZM214 243H218L216 245L217 247L214 245ZM211 245H214L215 247L211 246ZM216 249H218V250H216ZM215 251L218 252V253H216ZM129 252H130L131 255L129 254ZM211 255H213L214 258Z\"/></svg>",
	"mask_w": 264,
	"mask_h": 264
}]
</instances>
